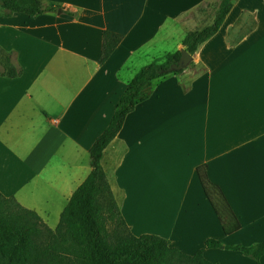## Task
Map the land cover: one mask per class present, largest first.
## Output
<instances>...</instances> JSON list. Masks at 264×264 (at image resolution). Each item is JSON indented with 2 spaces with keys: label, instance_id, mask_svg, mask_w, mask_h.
Returning a JSON list of instances; mask_svg holds the SVG:
<instances>
[{
  "label": "crops",
  "instance_id": "obj_1",
  "mask_svg": "<svg viewBox=\"0 0 264 264\" xmlns=\"http://www.w3.org/2000/svg\"><path fill=\"white\" fill-rule=\"evenodd\" d=\"M43 1L58 10L0 17V48L22 70L11 78L0 68V191L56 229L131 80L184 49L190 31L213 23L221 0ZM104 31L123 40L100 63ZM145 94L102 157L132 232L163 237L188 255L202 251L212 263L236 264L220 255L241 254L264 264V256L206 247L208 239L264 241V0H236L190 65ZM203 165L242 225L233 234L204 191ZM204 211L211 222L198 233Z\"/></svg>",
  "mask_w": 264,
  "mask_h": 264
},
{
  "label": "trees",
  "instance_id": "obj_2",
  "mask_svg": "<svg viewBox=\"0 0 264 264\" xmlns=\"http://www.w3.org/2000/svg\"><path fill=\"white\" fill-rule=\"evenodd\" d=\"M235 1L221 0L213 23L186 35L184 48L191 55L220 30ZM57 10L54 4L43 0H0V17L15 13L33 17ZM122 40L123 35L104 31L100 63L110 58ZM180 57L181 50L157 59L142 67L131 80L109 125L90 148V175L71 197L56 229L47 226L35 211L0 191V264H176L183 260L191 264H220L208 261L202 251L185 254L158 235L136 236L113 197L102 166L104 150L120 132L127 115L145 100V91L153 81L170 74L166 70L178 63ZM0 61L4 64L2 75H21L22 70L11 64L10 55L2 48ZM198 175L225 234L239 231L242 225L222 189L210 181L208 167H198ZM206 247L230 249L257 261L264 256V241L250 246H226L219 240L208 239Z\"/></svg>",
  "mask_w": 264,
  "mask_h": 264
},
{
  "label": "bare ground",
  "instance_id": "obj_3",
  "mask_svg": "<svg viewBox=\"0 0 264 264\" xmlns=\"http://www.w3.org/2000/svg\"><path fill=\"white\" fill-rule=\"evenodd\" d=\"M210 222H211L210 216H208L205 213V211L203 214H199L198 215V233L201 231H206ZM182 230H185V229H181V231ZM208 232L218 234L219 229H210ZM183 233L185 235V239H188L189 236H188L187 231H183ZM239 238H241V240H244L243 237H239ZM186 241H188V240H186ZM220 257L225 262H234L236 264H249V261L247 259H245L243 256H241V254H222V255H220Z\"/></svg>",
  "mask_w": 264,
  "mask_h": 264
},
{
  "label": "water",
  "instance_id": "obj_4",
  "mask_svg": "<svg viewBox=\"0 0 264 264\" xmlns=\"http://www.w3.org/2000/svg\"><path fill=\"white\" fill-rule=\"evenodd\" d=\"M193 61V55H191L185 48L181 50V57L178 63L172 64L166 71L168 73L177 72L186 69Z\"/></svg>",
  "mask_w": 264,
  "mask_h": 264
},
{
  "label": "rangeland",
  "instance_id": "obj_5",
  "mask_svg": "<svg viewBox=\"0 0 264 264\" xmlns=\"http://www.w3.org/2000/svg\"><path fill=\"white\" fill-rule=\"evenodd\" d=\"M207 6L206 5H204V6H202L201 8H200V10H204L205 8H206ZM9 55V54H8ZM1 59H2V61H4V59H3V57H1ZM2 61H0V68L3 70L4 69V64L2 63ZM11 62V64L15 67V68H17V69H19L18 67H16L13 63H12V60L10 61ZM238 245V244H237ZM240 245H242V244H240ZM232 246V245H231ZM8 248V246L7 245H5L4 247H3V249L4 250H6ZM224 249V248H223ZM228 250H230V249H228ZM231 251H233V250H230V252ZM243 254V253H242ZM176 264H191V262L190 261H186V260H183L182 262H176Z\"/></svg>",
  "mask_w": 264,
  "mask_h": 264
}]
</instances>
